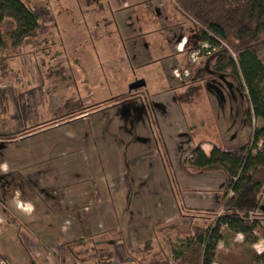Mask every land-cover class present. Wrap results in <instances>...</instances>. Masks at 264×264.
I'll list each match as a JSON object with an SVG mask.
<instances>
[{
  "label": "rangeland",
  "instance_id": "rangeland-1",
  "mask_svg": "<svg viewBox=\"0 0 264 264\" xmlns=\"http://www.w3.org/2000/svg\"><path fill=\"white\" fill-rule=\"evenodd\" d=\"M24 1L41 16L42 28L22 47L5 53L6 74L1 63L4 57H0V156L7 153L0 165L8 166L7 171L0 169V180L20 181L21 174L29 179L22 184L34 188L29 193L31 202L18 200L19 205L30 203L32 212L47 208L56 212L60 217L57 227L63 231L76 227L71 239L83 244H74L72 249L59 241L50 245L39 236L26 237L32 260L26 250L25 259L16 260L11 253L16 251L17 258L21 253L11 240L17 239L2 237L1 264H176L171 249L183 245L189 226L194 227L192 222L198 219L196 224L208 227L225 212L227 182L213 188L206 186L205 176H197L190 157L200 139L193 129L182 124L184 130L165 132L167 156L162 155L160 143L151 146L144 137L159 133L155 116L162 120L170 116L172 100L167 106L164 99L170 101L168 95L175 88L189 92L177 101L186 115L192 108L191 88L206 83L216 93L217 84L237 81L230 73L208 81L189 76L191 66L205 64L203 50L209 44H196L198 26L174 0ZM141 78L147 85L130 90L129 85ZM241 89L249 111L247 93ZM194 90L197 93L199 88ZM230 106L228 91V113ZM146 112L151 118L148 129ZM247 118V138L231 141L228 135V148L251 143L261 121L249 119L248 114ZM188 126H192L191 120ZM70 157L80 158L87 171L79 166L71 170L74 164L69 163V171L56 172V178L52 173L46 177L43 171H30ZM215 170L211 179L226 181L223 172ZM183 179L188 182L184 189ZM24 189L29 191L27 186ZM19 191L23 193L20 187ZM12 192L9 188L8 193ZM114 194L120 200L107 202ZM231 195L228 187V197ZM189 196H211L220 203L217 207L208 204L211 209L206 212L191 206L184 217L179 216L177 201ZM121 212L125 214L119 218L122 228L130 227L139 234L135 243L124 235H93L113 227V218L118 216L114 213ZM251 216L259 221L254 213ZM258 232L264 234L263 228ZM115 239L120 242L111 243ZM237 248H232L234 254Z\"/></svg>",
  "mask_w": 264,
  "mask_h": 264
},
{
  "label": "trees",
  "instance_id": "trees-1",
  "mask_svg": "<svg viewBox=\"0 0 264 264\" xmlns=\"http://www.w3.org/2000/svg\"><path fill=\"white\" fill-rule=\"evenodd\" d=\"M174 1L197 24L196 44H209L203 50L205 64L191 66L189 76L205 80L230 73L247 93L249 119L262 123L255 128L251 143L214 146L209 155L200 145L191 151L196 169H219L227 175L225 212L208 227L195 224L174 255L178 264H213L222 259L218 244L224 226L246 235L261 229L251 214L264 193V0ZM41 28V16L24 0H0V57H4L5 74V53L22 47L27 38H35ZM260 258L264 263V254Z\"/></svg>",
  "mask_w": 264,
  "mask_h": 264
},
{
  "label": "crops",
  "instance_id": "crops-1",
  "mask_svg": "<svg viewBox=\"0 0 264 264\" xmlns=\"http://www.w3.org/2000/svg\"><path fill=\"white\" fill-rule=\"evenodd\" d=\"M222 76L223 75L213 76L211 78L206 79V81L210 79H216L217 77L219 78ZM192 86L193 85H190L188 89H190ZM195 88H199V91L197 93H194ZM195 88H191L190 90L192 92L193 102L191 101L192 102L191 112L189 109L188 114L186 115L182 112V110L179 108V104L177 103V101L179 102L178 100L179 96L184 97V94H186L187 96L189 95V92L184 93L183 87H177L171 91L172 93L168 95V97L171 98L169 99L170 101L167 100L168 98L164 99V97H162V100L163 99L165 100V103H167L166 104L167 106L170 104L172 100L173 104L169 105L168 112H167V115L170 114V116L165 120H162L158 116H155L154 117L155 122L157 123L155 127L156 129L159 128V133L157 131L154 133L150 132L148 133V135H145L144 137V138H148L147 141H149V144L157 143L159 145L160 143L159 147L160 146L162 147V152H163L162 155L164 154L167 156L170 153V152L168 153V150H169L168 142L167 143L165 142L166 141L165 132L167 130L169 131V129H171V131L173 132L176 130H184L183 126L185 127V129H189V128L193 129L194 134L196 133L197 135L196 137H199L200 139L198 142V145L201 146V148L205 151L207 155L211 153L214 146H222V147L228 148V145L225 142L226 139H228V135L232 139L231 141L243 140V139H240V136L242 137L245 136L246 138L248 136L247 135L248 133V130H247L248 129V121H247L248 120L247 118L248 102L246 99V95L243 93L238 83L230 82L227 85L224 84L222 86L217 84V89L215 90L217 91L216 93L214 91H211L210 85L207 86L206 83L205 85L200 83ZM226 88H228V90ZM228 91H229V102L231 104L230 113H228ZM228 115H229V119H228ZM148 118L151 119L150 117H148V114L146 112L145 119H147L146 120V124L148 125L147 129L150 126V122H148ZM181 118H182L183 123L181 122ZM167 120H168V123H167ZM190 120H191L192 126H188V123ZM141 122H142V119H141ZM182 124L183 126L180 127ZM177 137H179V135H177ZM60 140L62 139L60 138ZM175 142L177 141L175 140ZM158 145H157V148H158ZM157 150L159 151V149ZM37 153L38 151H36L35 154ZM159 154L160 156H162L160 152ZM6 156H7V153L6 151H4V153L1 154L0 156V160L2 157V160L0 162L4 161ZM68 163L69 165L74 164L71 170L76 166H79L82 172L86 170L85 169L86 167L84 168L81 165L82 161L80 158L78 159L72 158L71 160V157H70L67 160L63 161L62 163L59 161L58 164L55 162H51V164L47 166L44 164H40L39 167H37L36 169H31L30 171L36 174H41V171H43L46 177L47 175L51 177V173H52L53 174L52 177L56 178V175H57L56 172L69 171L68 169H66V165ZM80 169H77V170H80ZM133 169L134 168L131 167L132 171ZM195 170H196L195 172L198 174L197 176L206 177L208 181L206 180L205 184L208 187L209 186L213 188L215 186L223 187L227 182V175L222 170H220V172H223V174L225 175L226 181H220V180L214 181V179L213 180L211 179L210 174L212 172H216V170H213V169L212 170L211 169H201V170L195 169ZM23 171L24 170H20L19 173L20 172L23 173ZM19 177L21 179L20 181L13 180L15 178L9 180L8 177L0 180V239L2 237L6 239L8 238L10 240L12 238L17 239V240H11V242L16 243L17 246H19L18 252L21 253V256L17 258L16 256L17 252L13 251L11 253L12 254L11 257L15 258L16 260L25 259V253L23 252L24 250L27 251V247L25 245L26 237L30 239V237L34 238V236H39L45 243L50 244V245H52L51 243H53L54 245L56 242L59 241L60 244L62 245L69 244L72 249H73L72 245L74 244L80 245L74 242L73 239H71L72 235H76V232L72 233L71 230L73 231L76 227H70V229H68L69 231L64 230L65 231L64 232L62 229L57 227L56 219L60 217L56 216V212H51L49 208H47L48 209L47 211L44 210L41 213H38L35 211L28 215L19 211L21 208L18 207L19 205L18 200L22 201L23 203L31 202L29 193H30V189L34 190V188L33 189L30 188V186L22 184L24 183V181H27L29 179H26V177H23L22 174ZM80 177L82 178L83 176L81 175ZM80 177L78 178V182L81 179ZM183 180L181 181L182 182L181 187L184 189L186 188L184 186H188L187 185L188 182L185 179ZM24 186L28 187L29 189L28 192L24 189ZM19 187L23 189L24 194L19 191ZM9 188H11V190L13 191L12 192L13 194L8 193ZM6 190L8 192L5 193ZM198 193L201 194L202 192L199 191ZM2 195H6L7 198L2 197ZM109 200H111L112 202H115V200L119 201L120 197L119 195H116V194L110 195L108 197L107 202H109ZM212 203L214 204L215 207H217L216 205H219L220 199L211 197V196H205L201 198H198L196 196L181 197L177 201L178 215L179 216L183 215L182 217H184L185 209L190 208L191 206L193 208L197 207L201 211L206 212L207 210L211 209L209 205ZM263 205H264V193L261 197L259 206L254 212V214L257 216L256 218L259 219L258 224L260 228H263L264 230V210L262 208ZM114 215L115 216L118 215V216L116 218L112 217L113 219L116 220V222L114 221L113 227L111 228L106 227L103 230L102 229L97 230L96 233H93V235L97 238L103 237L104 235H107V236L111 235L113 237L114 236L120 237L124 235V237L125 236L128 237L127 241L131 243H135L137 241V237L139 236L137 231L129 229L130 227L122 228V224H120L119 218L122 219L121 215L124 216L125 214L121 212L118 214L114 213ZM194 216L197 218L199 217L197 215H193V217ZM104 217H105V214L103 213V215H101V219H104ZM112 218L109 217V219L111 220ZM44 220L47 221V223L42 224ZM80 220H83L82 217ZM197 221L200 222V220L195 219L192 222V224L195 225L196 224L195 222ZM81 225L82 223L79 224V227H81ZM223 229H224V236H223V239L218 244V251L221 254H223V256L221 260L216 261L213 264H222V263L264 264L263 260L260 258L264 254V234H259L258 232L259 230L254 231L252 235L236 233L230 230L228 226H224ZM191 233H192V227L189 226V231L185 234L184 238H187L188 236H190ZM58 236L60 238H58ZM45 237H49V238L45 239ZM63 237H65L64 241L61 240ZM115 242L116 243L120 242V240L117 241V239H115V241L114 240L111 241V243H115ZM236 246L237 247L239 246V249L237 248L234 254L232 248ZM171 252L173 254V257L175 258L174 259L175 263L178 264L176 257L174 255V249H171ZM3 254H4V248H3V242L1 241L0 242V264H1V261H3ZM233 254L235 256H233ZM28 255L31 261L32 254L28 252ZM31 263L33 264V261Z\"/></svg>",
  "mask_w": 264,
  "mask_h": 264
},
{
  "label": "clouds",
  "instance_id": "clouds-1",
  "mask_svg": "<svg viewBox=\"0 0 264 264\" xmlns=\"http://www.w3.org/2000/svg\"><path fill=\"white\" fill-rule=\"evenodd\" d=\"M0 169L7 171L8 170L7 164L0 165ZM18 207H20L24 212H26L28 214H31V212L33 211V205H31L30 203L27 205L20 204V205H18Z\"/></svg>",
  "mask_w": 264,
  "mask_h": 264
},
{
  "label": "water",
  "instance_id": "water-1",
  "mask_svg": "<svg viewBox=\"0 0 264 264\" xmlns=\"http://www.w3.org/2000/svg\"><path fill=\"white\" fill-rule=\"evenodd\" d=\"M146 86V81L145 79H137L135 80L134 82H132L130 85H129V89L130 90H135V89H138V88H141V87H144Z\"/></svg>",
  "mask_w": 264,
  "mask_h": 264
},
{
  "label": "flooded vegetation",
  "instance_id": "flooded-vegetation-1",
  "mask_svg": "<svg viewBox=\"0 0 264 264\" xmlns=\"http://www.w3.org/2000/svg\"><path fill=\"white\" fill-rule=\"evenodd\" d=\"M147 107H148V106H147ZM147 107H146V108H147ZM149 109H150V108L148 107V108H147L148 112H149ZM153 109H154V108H153ZM151 111H152V110H151Z\"/></svg>",
  "mask_w": 264,
  "mask_h": 264
},
{
  "label": "built area",
  "instance_id": "built-area-1",
  "mask_svg": "<svg viewBox=\"0 0 264 264\" xmlns=\"http://www.w3.org/2000/svg\"><path fill=\"white\" fill-rule=\"evenodd\" d=\"M216 49V48H215ZM199 58V57H198Z\"/></svg>",
  "mask_w": 264,
  "mask_h": 264
}]
</instances>
